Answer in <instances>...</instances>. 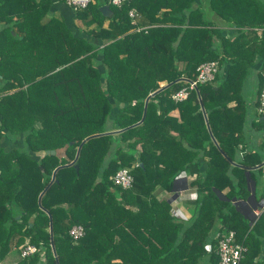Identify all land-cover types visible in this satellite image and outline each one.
Listing matches in <instances>:
<instances>
[{
    "label": "trees",
    "instance_id": "16d2710c",
    "mask_svg": "<svg viewBox=\"0 0 264 264\" xmlns=\"http://www.w3.org/2000/svg\"><path fill=\"white\" fill-rule=\"evenodd\" d=\"M50 5L0 0V254L30 244L16 264H217L213 236L233 230L242 264H264V213L249 226L231 202L249 194L246 168L262 175L264 0H128L110 16L90 0L73 12L84 36ZM211 60L212 80L172 100ZM246 123L261 130L251 149ZM121 168L130 187L113 183ZM180 172L196 193L187 220L156 192Z\"/></svg>",
    "mask_w": 264,
    "mask_h": 264
},
{
    "label": "built area",
    "instance_id": "2783aa9c",
    "mask_svg": "<svg viewBox=\"0 0 264 264\" xmlns=\"http://www.w3.org/2000/svg\"><path fill=\"white\" fill-rule=\"evenodd\" d=\"M89 1L90 0H63V3L68 8H70L72 12H74L76 10L85 8L89 3ZM126 1L128 0H107V4H111L113 6L118 7L123 2ZM127 15L130 18V22L134 24V16H135L134 10L133 9L128 10ZM217 69H218V64L215 60L204 61L198 64V66L196 67L195 78L193 80L188 81L187 88L183 87L172 93L171 99L174 101L183 100L190 89L196 90V84L204 83L212 80ZM258 98H259V107L257 110L262 115H264V86L260 90V94ZM182 177H185V174L183 172H180L174 177V179L177 180ZM112 180L115 185H118L122 188L130 187L132 183V177L127 168L119 169L113 175ZM187 196L191 200H194L196 198V193L191 191L188 193ZM259 202H261L262 206L259 210L255 211L256 217L260 213H264V199H261ZM170 214L178 219H182L183 217L182 214L179 212V210L173 206H170ZM83 233H84L83 227L79 224H72L67 230L68 236L74 241L81 238ZM215 238L216 240L214 247L217 255V264H242V258L246 249L244 246L234 242L233 230L220 232L216 234ZM17 251H18V257L22 258L35 253L36 247L30 244H24L22 246H18ZM6 264H16V262H9Z\"/></svg>",
    "mask_w": 264,
    "mask_h": 264
},
{
    "label": "crops",
    "instance_id": "0c3cea01",
    "mask_svg": "<svg viewBox=\"0 0 264 264\" xmlns=\"http://www.w3.org/2000/svg\"><path fill=\"white\" fill-rule=\"evenodd\" d=\"M98 1L101 4H105V3H103V0H98ZM50 12H52L53 14L59 15L64 20V22L68 25V27H70V28L72 27L75 30L76 34L84 36V32L82 31V26H81L80 22L73 17V12L70 10V8H68L63 3V0H51ZM224 28H226V27L224 26ZM259 64H260V58H257L255 63L253 64V67H252L254 70V73L256 72L257 68L259 67ZM254 76H255V74H254ZM254 76H252V77H254ZM252 87H254V84L252 85ZM250 89H252V88L250 87ZM251 94H252V97H250V98L248 97L249 100L247 101L248 102L247 116L249 117L248 121L252 119V116L254 114V106L252 105V102L254 101L255 94L253 92ZM169 114L172 116H176L177 112L175 110H173ZM246 126H247V130L245 132L244 141L246 142L245 144H247L249 146V148L251 149L252 146H258L259 145L260 139H259V136H257L256 132L252 131L253 129H251L249 127L250 125L248 123H246ZM9 144L10 143L7 141V139L1 140L0 146H2L4 149H8ZM259 165L262 166V175L260 177H258L255 181H253L254 182V197L258 198L257 199L258 201H260L261 199H264V197L261 196L262 192H264V161H262L261 164H259ZM246 169H248V172H249V168H246ZM183 178L186 180V186H187L188 181L191 180L193 177L192 176L191 177L185 176ZM187 188L189 189V191L195 192L194 189H192L190 187H187ZM180 191L181 190H178L177 194ZM157 194L156 195L158 198L169 199L172 192L170 191L167 193L165 191L158 190ZM187 194L184 193V194H182L183 196H181L179 199H176V197H175L174 200L169 202L170 206L176 207L179 210V212L182 214V216H183L182 220H187L193 212V206H192V208L186 206L187 202L192 203L191 202L192 200L187 196ZM189 208H191V210ZM246 209H247V207H246ZM215 236L216 235L214 234L213 237L215 238ZM261 247H262L261 255L264 256V242H262ZM17 261H18L17 248L12 247V249L7 251L5 254H0V264H6L9 262H17Z\"/></svg>",
    "mask_w": 264,
    "mask_h": 264
},
{
    "label": "water",
    "instance_id": "95a60500",
    "mask_svg": "<svg viewBox=\"0 0 264 264\" xmlns=\"http://www.w3.org/2000/svg\"><path fill=\"white\" fill-rule=\"evenodd\" d=\"M98 11L101 13V15L103 16H110L111 15V10L109 9V5L107 3L105 4H102L100 6H98ZM165 86V85H164ZM163 86V87H164ZM151 95V94H150ZM147 99V98H146ZM146 99L144 100V106H143V111H142V116L139 120V122L142 120L143 118V115H144V109H145V103H146ZM261 119H263V116L260 117ZM86 139V138H85ZM83 139L79 145L77 146L76 148V152H75V156H74V159L77 157V154H78V150H79V147L80 145L84 142ZM50 153V154H53L54 153V150H49V151H46V153ZM73 159V161H74ZM261 164V163H260ZM256 166H259L256 165ZM59 166H57L51 173V177H50V180L47 184V186L51 183L52 179H53V176H54V173L56 171V169L58 168ZM76 168V166H75ZM245 179H246V189L249 191V195L247 196V198L244 200V201H241V200H234L232 199L231 202L232 204L235 206V210L238 211L248 222V225L251 226L252 223L254 222V220L256 219V214H255V211L256 210H259L262 206L261 202L259 201H255V198H254V182L253 180L249 177V173H248V169H245ZM181 180H185L183 177L181 178ZM176 179H173V182H172V187H171V197L169 199H167V202L169 203L170 201H172L173 199H175V197L177 196V192L178 190H185L187 188L186 184L183 185L181 188H178L176 186ZM46 186V187H47ZM45 187V188H46ZM44 188V189H45ZM43 192V191H42ZM42 192L38 195V200L42 194ZM222 198V197H220ZM247 207V209H246ZM49 235H50V246H51V249H52V245H51V222H50V219H49ZM52 252H53V249H52Z\"/></svg>",
    "mask_w": 264,
    "mask_h": 264
},
{
    "label": "rangeland",
    "instance_id": "374dc122",
    "mask_svg": "<svg viewBox=\"0 0 264 264\" xmlns=\"http://www.w3.org/2000/svg\"><path fill=\"white\" fill-rule=\"evenodd\" d=\"M244 89H246L245 90V96L248 98H250V97H252V94H249V91L250 90H248L249 88H248V79L245 81V83H244ZM254 130V132H256V134H257V136H260V133H258V132H261V130L260 131H258V130H256V127L253 129ZM177 181V183H176V186L178 187V188H181L182 186H183V184L185 185L186 184V180L185 181H183V180H181V178L180 179H177L176 180ZM181 190V189H180ZM158 190H156V192H157ZM184 191V192H183ZM189 192H191V191H189V189L188 188H186V190H181L178 194H177V196H176V199H179L181 196H183L182 194H184V193H189ZM188 195V194H187ZM170 197H171V195H170ZM174 200V199H173ZM171 202V201H170ZM192 202V201H191ZM186 206L187 207H191L192 208V203H189V202H187L186 203ZM191 208H189L190 210H191ZM16 218H18V215L16 216Z\"/></svg>",
    "mask_w": 264,
    "mask_h": 264
}]
</instances>
